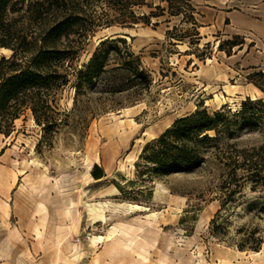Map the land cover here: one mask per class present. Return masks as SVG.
I'll return each instance as SVG.
<instances>
[{
  "label": "rangeland",
  "instance_id": "1",
  "mask_svg": "<svg viewBox=\"0 0 264 264\" xmlns=\"http://www.w3.org/2000/svg\"><path fill=\"white\" fill-rule=\"evenodd\" d=\"M188 1L196 27L183 6L177 17L100 30L79 55L77 65L102 38H123L150 76L148 89L89 95L75 111L89 124L63 126L49 139L29 117L16 121L10 136L0 133V264H264L261 177L246 173L240 192L220 210L213 161L161 179L140 178L135 168L146 143L199 105L235 112L247 98H264L247 79L264 72V12L230 19L219 12L221 2ZM2 55L10 53L0 49ZM73 95L70 88L61 93V110L72 109ZM228 140L261 154L264 125ZM94 165L104 178L88 179ZM258 241L260 248L252 249Z\"/></svg>",
  "mask_w": 264,
  "mask_h": 264
},
{
  "label": "trees",
  "instance_id": "2",
  "mask_svg": "<svg viewBox=\"0 0 264 264\" xmlns=\"http://www.w3.org/2000/svg\"><path fill=\"white\" fill-rule=\"evenodd\" d=\"M173 1L176 6L166 0L165 7H153L147 0H0V49L10 51L0 56V133L10 136L15 122L29 117L41 128L43 140L49 139L63 126L89 124L87 117H75L78 103L89 95L148 89L150 76L123 38H102L86 63H76L103 29L149 25L151 19L165 14L177 17L183 6L196 27L195 9L189 1ZM143 8L148 12L140 14ZM231 45L241 48L243 43ZM218 48L229 56L222 44ZM247 79L264 96V72L249 74ZM67 88L74 90L70 111L59 105ZM253 125H264V98H247L235 112L226 107L208 112L201 104L146 143L135 164L138 177L191 174L213 161L219 171L217 195L223 210L240 192L246 173L261 177L264 183V146L259 149L261 154L256 149L247 153L228 140ZM91 176L99 180L105 174L94 165ZM260 244L252 249H259Z\"/></svg>",
  "mask_w": 264,
  "mask_h": 264
},
{
  "label": "crops",
  "instance_id": "3",
  "mask_svg": "<svg viewBox=\"0 0 264 264\" xmlns=\"http://www.w3.org/2000/svg\"><path fill=\"white\" fill-rule=\"evenodd\" d=\"M221 2L219 12H227V18L236 19L239 12H264V0H215ZM203 12V11H202ZM224 14V13H223ZM224 19V16H223ZM203 28L201 27V30Z\"/></svg>",
  "mask_w": 264,
  "mask_h": 264
},
{
  "label": "bare ground",
  "instance_id": "4",
  "mask_svg": "<svg viewBox=\"0 0 264 264\" xmlns=\"http://www.w3.org/2000/svg\"><path fill=\"white\" fill-rule=\"evenodd\" d=\"M2 51H4V52H6V53H10L8 50H6V49H2ZM129 109H126V111H128ZM183 116H180L179 118H182ZM147 132H145L144 133V135L146 134ZM140 141V139H138L137 140V142H139ZM135 158H134V160H133V162H131L130 163V166L133 168L134 166H133V163L135 162ZM87 176H88V179L89 180H92V176H91V174L88 172L87 173ZM141 209H144V210H147L146 208H144V207H142V206H139V205H129V210L130 211H139V210H141ZM148 216H150V217H153V216H155V213H151L150 215H148ZM201 222V221H200Z\"/></svg>",
  "mask_w": 264,
  "mask_h": 264
}]
</instances>
